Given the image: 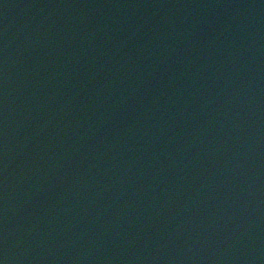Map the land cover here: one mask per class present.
Wrapping results in <instances>:
<instances>
[{
    "label": "water",
    "instance_id": "obj_1",
    "mask_svg": "<svg viewBox=\"0 0 264 264\" xmlns=\"http://www.w3.org/2000/svg\"><path fill=\"white\" fill-rule=\"evenodd\" d=\"M0 264H264V0H0Z\"/></svg>",
    "mask_w": 264,
    "mask_h": 264
}]
</instances>
